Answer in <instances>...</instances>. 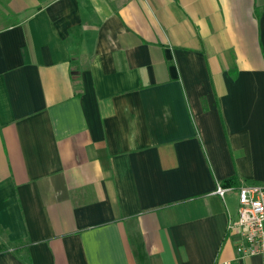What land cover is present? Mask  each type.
Here are the masks:
<instances>
[{"label":"crops","instance_id":"crops-1","mask_svg":"<svg viewBox=\"0 0 264 264\" xmlns=\"http://www.w3.org/2000/svg\"><path fill=\"white\" fill-rule=\"evenodd\" d=\"M231 177L264 183V0H0V264H264Z\"/></svg>","mask_w":264,"mask_h":264},{"label":"built area","instance_id":"built-area-1","mask_svg":"<svg viewBox=\"0 0 264 264\" xmlns=\"http://www.w3.org/2000/svg\"><path fill=\"white\" fill-rule=\"evenodd\" d=\"M230 189L217 184L214 192L223 198ZM236 191V217L227 225L228 232L237 240L235 252L239 256L264 258V183L241 184Z\"/></svg>","mask_w":264,"mask_h":264},{"label":"rangeland","instance_id":"rangeland-1","mask_svg":"<svg viewBox=\"0 0 264 264\" xmlns=\"http://www.w3.org/2000/svg\"><path fill=\"white\" fill-rule=\"evenodd\" d=\"M225 201H226V205H227L228 209H230L232 211L237 210L235 196H228L225 198Z\"/></svg>","mask_w":264,"mask_h":264},{"label":"trees","instance_id":"trees-1","mask_svg":"<svg viewBox=\"0 0 264 264\" xmlns=\"http://www.w3.org/2000/svg\"><path fill=\"white\" fill-rule=\"evenodd\" d=\"M222 185L224 187H234V188H237L239 186V183H238V181L236 180L235 177H231V178H228V179L224 180L222 182Z\"/></svg>","mask_w":264,"mask_h":264}]
</instances>
